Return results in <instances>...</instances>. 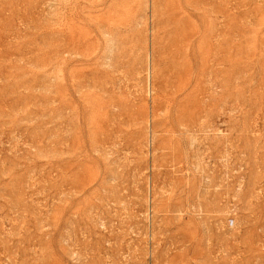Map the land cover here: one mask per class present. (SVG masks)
Returning a JSON list of instances; mask_svg holds the SVG:
<instances>
[{"label":"rangeland","instance_id":"374dc122","mask_svg":"<svg viewBox=\"0 0 264 264\" xmlns=\"http://www.w3.org/2000/svg\"><path fill=\"white\" fill-rule=\"evenodd\" d=\"M0 264H264V0H0Z\"/></svg>","mask_w":264,"mask_h":264}]
</instances>
